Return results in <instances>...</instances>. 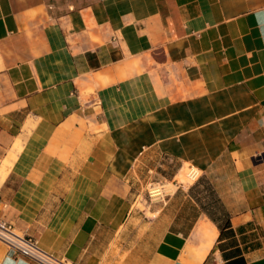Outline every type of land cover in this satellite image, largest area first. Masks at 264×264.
Returning a JSON list of instances; mask_svg holds the SVG:
<instances>
[{
    "label": "crops",
    "instance_id": "0c3cea01",
    "mask_svg": "<svg viewBox=\"0 0 264 264\" xmlns=\"http://www.w3.org/2000/svg\"><path fill=\"white\" fill-rule=\"evenodd\" d=\"M9 162L0 218L74 264H264V0H0Z\"/></svg>",
    "mask_w": 264,
    "mask_h": 264
},
{
    "label": "built area",
    "instance_id": "2783aa9c",
    "mask_svg": "<svg viewBox=\"0 0 264 264\" xmlns=\"http://www.w3.org/2000/svg\"><path fill=\"white\" fill-rule=\"evenodd\" d=\"M167 193L162 188L158 189L152 182L148 184L147 197L149 200H160ZM0 241L14 255L23 256L36 264H74L65 257L57 256L44 249L35 237L20 232L11 222L2 218H0Z\"/></svg>",
    "mask_w": 264,
    "mask_h": 264
},
{
    "label": "bare ground",
    "instance_id": "6f19581e",
    "mask_svg": "<svg viewBox=\"0 0 264 264\" xmlns=\"http://www.w3.org/2000/svg\"><path fill=\"white\" fill-rule=\"evenodd\" d=\"M11 162L7 163L5 167H3L0 171V179L4 178L3 176L6 174L9 165ZM199 174V170H196V168H187V165L184 164L183 167L180 168V170L176 174V180L181 183H190L192 180H194L197 175ZM175 187V185H172ZM158 189L163 188V187H157Z\"/></svg>",
    "mask_w": 264,
    "mask_h": 264
},
{
    "label": "rangeland",
    "instance_id": "374dc122",
    "mask_svg": "<svg viewBox=\"0 0 264 264\" xmlns=\"http://www.w3.org/2000/svg\"><path fill=\"white\" fill-rule=\"evenodd\" d=\"M21 142V141H20ZM190 166V165H189ZM187 165V168H192L193 166H190L189 167ZM176 177V176H175ZM176 179V178H175ZM178 180H175V182H169V180H163V181H153L152 184H155L157 187H163L162 189L166 192H171L173 189H175V187H173L172 185H175L177 184ZM161 184V185H160ZM184 184H187V183H184ZM147 187L148 185L145 187V190H144V195L147 197ZM142 201V199H141ZM139 206H142L143 203H138Z\"/></svg>",
    "mask_w": 264,
    "mask_h": 264
}]
</instances>
